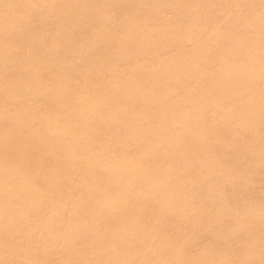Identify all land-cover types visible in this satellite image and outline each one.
<instances>
[{
	"label": "bare ground",
	"instance_id": "1",
	"mask_svg": "<svg viewBox=\"0 0 264 264\" xmlns=\"http://www.w3.org/2000/svg\"><path fill=\"white\" fill-rule=\"evenodd\" d=\"M0 264H264V0H0Z\"/></svg>",
	"mask_w": 264,
	"mask_h": 264
}]
</instances>
